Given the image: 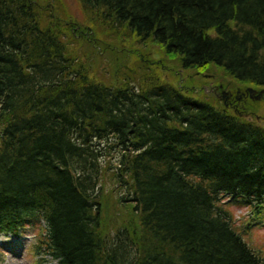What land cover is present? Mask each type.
I'll use <instances>...</instances> for the list:
<instances>
[{
  "label": "trees",
  "instance_id": "obj_1",
  "mask_svg": "<svg viewBox=\"0 0 264 264\" xmlns=\"http://www.w3.org/2000/svg\"><path fill=\"white\" fill-rule=\"evenodd\" d=\"M78 2L101 37L59 0H0V236L35 227L58 264H264L233 212L263 220L264 126L152 69L90 66L123 27L179 71L263 89L264 0Z\"/></svg>",
  "mask_w": 264,
  "mask_h": 264
},
{
  "label": "rangeland",
  "instance_id": "obj_2",
  "mask_svg": "<svg viewBox=\"0 0 264 264\" xmlns=\"http://www.w3.org/2000/svg\"><path fill=\"white\" fill-rule=\"evenodd\" d=\"M59 7L61 10L65 11L68 15L73 17L76 25L81 28L89 27L91 35L95 37H101L100 31L102 29H108L109 24L105 23L101 27L95 26V18L88 15H84L82 7L78 0H59ZM96 22L101 23V20ZM92 28L96 30L93 32ZM110 34L102 36L107 42V46L101 47L98 44V49L100 54L98 56L91 55V70L93 74L100 78L103 74L109 77V72H117L119 76L129 73L131 70L133 73H142L149 70H154L158 74L161 80L167 81L175 86H179L181 92L186 95L193 96L194 98H202L213 101L220 106L222 105V100L220 98L219 92H212L215 87L220 85L226 86L230 85V81L221 77L217 71L208 70L206 74L210 79L202 80L199 75H192L191 73L182 72L176 68V65L172 62H167L163 59V56L157 52V48L152 49L144 44L135 42V38L123 27H119L116 30L109 32ZM79 47L88 49L89 47L85 44L84 40L78 39ZM138 56L139 60L144 63L139 62L136 58ZM165 58V57H164ZM164 62H163V60ZM88 59L82 58V62L86 64ZM155 73V74H156ZM156 74V75H157ZM192 76V77H191ZM257 107V115L259 118L253 116V108H250L244 115L246 118L255 121L257 124L264 126V103L262 100ZM229 112V111H228ZM232 113V112H230ZM243 115V116H244ZM241 117V116H240ZM245 119V118H244ZM104 194H109V191L113 190L112 184L107 179L103 183ZM113 197L118 198L121 193L117 190ZM123 209V205L119 206ZM236 218V227L239 233L247 242V244L256 252L264 256V217L261 222H257L256 226L252 227L246 232L247 222L249 224V216L247 210H240L238 207L233 208ZM39 230L26 229L22 231L18 238H11L9 236L0 237V264H58L53 261L50 257L43 255L37 250L38 245V234ZM9 251L13 252V255L8 254Z\"/></svg>",
  "mask_w": 264,
  "mask_h": 264
},
{
  "label": "flooded vegetation",
  "instance_id": "obj_3",
  "mask_svg": "<svg viewBox=\"0 0 264 264\" xmlns=\"http://www.w3.org/2000/svg\"><path fill=\"white\" fill-rule=\"evenodd\" d=\"M247 89L248 88H232L228 85H220L218 88L215 87L212 92H219L224 108L240 117L249 110L250 104L253 103L250 94L247 93ZM254 97L253 95V98ZM262 99L264 100V93Z\"/></svg>",
  "mask_w": 264,
  "mask_h": 264
},
{
  "label": "water",
  "instance_id": "obj_4",
  "mask_svg": "<svg viewBox=\"0 0 264 264\" xmlns=\"http://www.w3.org/2000/svg\"><path fill=\"white\" fill-rule=\"evenodd\" d=\"M247 93L250 94L252 100L259 101L261 99L264 91H260L258 94H256V92L253 89L248 88ZM253 95L255 96L254 98H253Z\"/></svg>",
  "mask_w": 264,
  "mask_h": 264
},
{
  "label": "bare ground",
  "instance_id": "obj_5",
  "mask_svg": "<svg viewBox=\"0 0 264 264\" xmlns=\"http://www.w3.org/2000/svg\"><path fill=\"white\" fill-rule=\"evenodd\" d=\"M239 117V116H238ZM256 118H259L257 115L255 116ZM240 118H245L246 119V116H241ZM248 119V118H247ZM28 229H31V230H36V228L35 227H27ZM8 254L10 255V256H12L13 255V252L12 251H9L8 252ZM14 264H16V260H14Z\"/></svg>",
  "mask_w": 264,
  "mask_h": 264
}]
</instances>
